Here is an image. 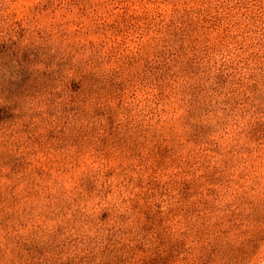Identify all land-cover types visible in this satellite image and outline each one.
I'll return each mask as SVG.
<instances>
[{"label": "rangeland", "instance_id": "1", "mask_svg": "<svg viewBox=\"0 0 264 264\" xmlns=\"http://www.w3.org/2000/svg\"><path fill=\"white\" fill-rule=\"evenodd\" d=\"M0 264H264V0H0Z\"/></svg>", "mask_w": 264, "mask_h": 264}]
</instances>
